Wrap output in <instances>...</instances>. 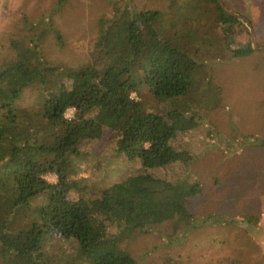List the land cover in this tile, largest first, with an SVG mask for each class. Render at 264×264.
Masks as SVG:
<instances>
[{
    "label": "trees",
    "instance_id": "1",
    "mask_svg": "<svg viewBox=\"0 0 264 264\" xmlns=\"http://www.w3.org/2000/svg\"><path fill=\"white\" fill-rule=\"evenodd\" d=\"M106 1L112 14L98 19L96 41L75 68L43 57L50 33L63 44L52 17L24 15L12 33V56L0 63V264H137L128 250L135 234L194 223L189 200L203 189L192 172L197 156L179 140L205 122L195 79L204 60L255 50H229L243 22L218 0H170L165 12ZM177 1L213 14L218 48L204 55L189 46L194 31L182 28L193 19H178ZM113 163L126 172L118 181L109 176Z\"/></svg>",
    "mask_w": 264,
    "mask_h": 264
},
{
    "label": "rangeland",
    "instance_id": "2",
    "mask_svg": "<svg viewBox=\"0 0 264 264\" xmlns=\"http://www.w3.org/2000/svg\"><path fill=\"white\" fill-rule=\"evenodd\" d=\"M59 1L0 0V63L12 56L10 39L24 15L32 19L53 18L63 44L54 33L43 41L42 54L49 63L75 68L86 61L98 35V19L110 16L111 6L106 0H64L63 9L56 11ZM133 1L137 9L165 12L170 0ZM223 1L228 9L250 20L258 46H264V0ZM177 2L178 19H193V27L182 28L184 33L191 31L188 29L194 31L189 46L200 49L204 55H208L209 45L218 48L220 30L213 22V14L198 11L200 3L193 7ZM169 11L168 8L166 12ZM243 23L237 24L228 38L230 51L252 44L250 25ZM260 55L264 52L252 55L253 62L249 65L244 57L231 63L204 60V76L202 71L196 77L193 94L205 122L195 133L179 140L181 147L197 156L192 172L200 181L203 193L189 200L195 220L177 233L167 223L135 234L128 250L137 264H264V147L257 145V137H264V67L256 62ZM210 81L213 84L208 85ZM258 110L262 116L248 122V113ZM73 114L69 110L67 117ZM103 144L101 141L87 147L93 150ZM113 164L109 176L112 181H118L126 172L117 169V163ZM204 219L208 221L205 224Z\"/></svg>",
    "mask_w": 264,
    "mask_h": 264
},
{
    "label": "crops",
    "instance_id": "3",
    "mask_svg": "<svg viewBox=\"0 0 264 264\" xmlns=\"http://www.w3.org/2000/svg\"><path fill=\"white\" fill-rule=\"evenodd\" d=\"M261 47H264V46H261ZM259 52H264V50H261V49H259V50H255V52H254L253 54H251L250 56H246V57H244L243 60L245 61V63H246L247 65H249L250 63L253 62V60H251V56H252V55H255V53H259ZM237 59H238V58L231 59V60L228 61V63H231V62H233V61H236ZM256 62L264 67V55H260V59H259V60H256ZM235 63H237V62H235ZM238 65H239V64H237V66H238ZM254 66H255L256 68H258L257 64H255V63H254ZM262 71H263V73H264V68L262 69ZM262 77H264V75H262ZM255 103H256V102H253L252 106H255ZM247 116H249V121H248V122H250V121H254V120H255V118H254L255 116H262V113L258 110V111H256L254 114H250V113H248ZM253 118H254V119H253ZM256 118H257V117H256ZM240 122H241V120H240ZM256 124H259V119H258V118L256 119ZM251 128H254L253 125L251 126ZM253 132L255 133V132H258V131H257V130H253ZM256 135H258V133H256ZM258 136H260V135H258ZM257 140H258V141H259V140H264V137H263V138L257 137Z\"/></svg>",
    "mask_w": 264,
    "mask_h": 264
},
{
    "label": "water",
    "instance_id": "4",
    "mask_svg": "<svg viewBox=\"0 0 264 264\" xmlns=\"http://www.w3.org/2000/svg\"><path fill=\"white\" fill-rule=\"evenodd\" d=\"M218 3L220 5V7L222 8V10L229 16L231 17H234L236 19H238L239 21H243L245 22L246 24L250 25V35H251V41H252V47L254 50H264V47H259L258 46V40H257V35H256V32L254 30V28L252 27L251 25V22L249 19H247L246 17L236 13V12H233L231 11L230 9H228L225 4H224V1L223 0H218Z\"/></svg>",
    "mask_w": 264,
    "mask_h": 264
},
{
    "label": "built area",
    "instance_id": "5",
    "mask_svg": "<svg viewBox=\"0 0 264 264\" xmlns=\"http://www.w3.org/2000/svg\"><path fill=\"white\" fill-rule=\"evenodd\" d=\"M46 179L51 183L57 182V176L55 174H49L46 176Z\"/></svg>",
    "mask_w": 264,
    "mask_h": 264
}]
</instances>
